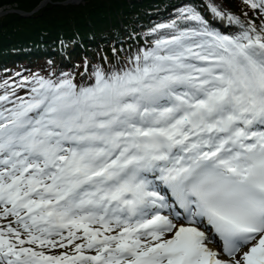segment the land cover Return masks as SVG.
I'll list each match as a JSON object with an SVG mask.
<instances>
[{
    "label": "snow or ice",
    "instance_id": "6c2138e0",
    "mask_svg": "<svg viewBox=\"0 0 264 264\" xmlns=\"http://www.w3.org/2000/svg\"><path fill=\"white\" fill-rule=\"evenodd\" d=\"M242 2L260 24L209 5L237 35L186 5L87 85L0 94V264H264V0Z\"/></svg>",
    "mask_w": 264,
    "mask_h": 264
},
{
    "label": "trees",
    "instance_id": "16d2710c",
    "mask_svg": "<svg viewBox=\"0 0 264 264\" xmlns=\"http://www.w3.org/2000/svg\"><path fill=\"white\" fill-rule=\"evenodd\" d=\"M42 1L0 0V11L31 13ZM64 1L50 0L29 17L0 16V94L20 71L51 79L71 77L87 85L94 69L125 66L139 49L150 47L151 30L176 18L186 5L195 6L209 26L222 32L211 0H87L79 6ZM218 1L245 20V13L252 15L242 0Z\"/></svg>",
    "mask_w": 264,
    "mask_h": 264
},
{
    "label": "water",
    "instance_id": "95a60500",
    "mask_svg": "<svg viewBox=\"0 0 264 264\" xmlns=\"http://www.w3.org/2000/svg\"><path fill=\"white\" fill-rule=\"evenodd\" d=\"M87 0H66L64 2H61V4H65V5H74V6H79L82 5L86 2ZM48 3H50V0H44L42 1L38 7L36 9H34L31 13H27L21 10H10V11H0V16H4L8 13H18L20 15H22L23 17H29L31 16L33 13L38 12L40 9L44 8Z\"/></svg>",
    "mask_w": 264,
    "mask_h": 264
},
{
    "label": "rangeland",
    "instance_id": "374dc122",
    "mask_svg": "<svg viewBox=\"0 0 264 264\" xmlns=\"http://www.w3.org/2000/svg\"><path fill=\"white\" fill-rule=\"evenodd\" d=\"M231 14V13H230ZM257 17L260 18V23H261V17L259 16V14L257 13ZM250 19V18H248ZM218 21L220 23V25L224 28L225 31L220 32L221 34H225V35H237L239 34V32L241 31V29H239L237 26L229 24V22L227 20H221L218 18ZM258 23V24H260ZM23 74L25 77L29 76L30 73H27L25 71L21 72L19 75ZM18 75V77H19ZM20 96H24V94H21Z\"/></svg>",
    "mask_w": 264,
    "mask_h": 264
}]
</instances>
